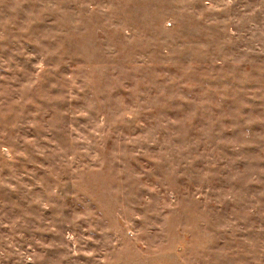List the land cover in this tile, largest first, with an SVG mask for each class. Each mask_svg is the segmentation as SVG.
Listing matches in <instances>:
<instances>
[{
	"label": "rangeland",
	"instance_id": "1",
	"mask_svg": "<svg viewBox=\"0 0 264 264\" xmlns=\"http://www.w3.org/2000/svg\"><path fill=\"white\" fill-rule=\"evenodd\" d=\"M0 264H264V0H0Z\"/></svg>",
	"mask_w": 264,
	"mask_h": 264
}]
</instances>
